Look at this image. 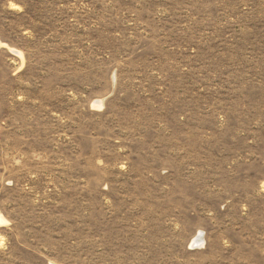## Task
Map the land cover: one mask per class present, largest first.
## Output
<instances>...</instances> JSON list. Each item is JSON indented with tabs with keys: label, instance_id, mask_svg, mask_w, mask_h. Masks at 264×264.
<instances>
[{
	"label": "rangeland",
	"instance_id": "1",
	"mask_svg": "<svg viewBox=\"0 0 264 264\" xmlns=\"http://www.w3.org/2000/svg\"><path fill=\"white\" fill-rule=\"evenodd\" d=\"M0 264H264V0H0Z\"/></svg>",
	"mask_w": 264,
	"mask_h": 264
},
{
	"label": "bare ground",
	"instance_id": "2",
	"mask_svg": "<svg viewBox=\"0 0 264 264\" xmlns=\"http://www.w3.org/2000/svg\"><path fill=\"white\" fill-rule=\"evenodd\" d=\"M201 238L200 235H198L193 241H192V246H200L201 245Z\"/></svg>",
	"mask_w": 264,
	"mask_h": 264
}]
</instances>
